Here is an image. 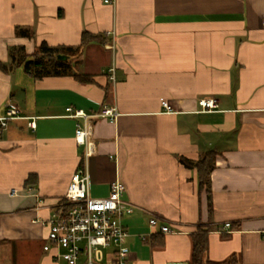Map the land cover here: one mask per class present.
<instances>
[{"label":"crops","instance_id":"1","mask_svg":"<svg viewBox=\"0 0 264 264\" xmlns=\"http://www.w3.org/2000/svg\"><path fill=\"white\" fill-rule=\"evenodd\" d=\"M263 17L264 0H0V61L8 68H0V117L18 110L0 123V264H23L29 254L32 264H67L44 250L49 227L33 219L50 217L84 163L92 197L108 196L120 180L135 206L123 218L127 264H189L199 227L209 229L210 260L264 264ZM84 31L106 41L71 59L73 72L93 82L35 79L11 61V47L32 54L43 41L79 46ZM202 99L217 106L202 110ZM68 107L119 113L93 119L88 157ZM208 151L216 153L210 192L200 190L198 169L179 160ZM31 174L37 181L26 185ZM151 214L173 232L151 227ZM104 251L112 264L115 248Z\"/></svg>","mask_w":264,"mask_h":264},{"label":"built area","instance_id":"2","mask_svg":"<svg viewBox=\"0 0 264 264\" xmlns=\"http://www.w3.org/2000/svg\"><path fill=\"white\" fill-rule=\"evenodd\" d=\"M103 1L110 4L116 2ZM262 25L264 26V17ZM111 71V79L114 80V68ZM161 103L167 110H172L167 99H162ZM200 103L205 111L217 106L214 99H202ZM67 111V116L78 119L76 139L79 144L85 146L86 157L94 152L93 119L108 117L114 120L119 115L117 109L112 107L103 108L98 114H89L83 109L73 107H68ZM17 117L18 110L15 107L8 108L7 114L0 117L1 126ZM30 124L35 127L34 122ZM89 186V174L84 163L72 174L64 197L54 205L50 217L33 219V222L49 227V243L44 245V250L51 252L54 259L64 260L67 264H106L104 249L113 247L115 259L112 264H127L129 247L123 242L128 236V230L123 218L131 214L135 206L123 198L126 185L120 180L112 181L109 195L106 197H92ZM27 191H33V187H28ZM17 193L19 190L16 188L11 190V195ZM149 224L151 227L160 228L164 233L173 232L170 226L155 214L150 215ZM225 225L229 227L231 224L227 222Z\"/></svg>","mask_w":264,"mask_h":264},{"label":"trees","instance_id":"3","mask_svg":"<svg viewBox=\"0 0 264 264\" xmlns=\"http://www.w3.org/2000/svg\"><path fill=\"white\" fill-rule=\"evenodd\" d=\"M16 32L20 35L34 37L35 32L26 27H17ZM94 40H101L98 34H92L84 31L82 41L79 46H51L43 41L32 54H28L23 46L11 47V61L17 64H23L25 70L35 79H41L46 76H60L71 74L81 82H93L91 74L75 73L72 67V57L81 51L83 47ZM105 43L106 41L101 40ZM58 55H68L69 59L58 58ZM0 68L8 70L7 65L0 61ZM179 160L187 167L198 169L200 190L206 189L210 192L211 173L215 167L216 153L206 152L198 160L193 161L185 156H180ZM37 181V176L31 174L26 180V185ZM209 249V229L199 227L198 231L192 235V254L189 264H219L210 260L208 256Z\"/></svg>","mask_w":264,"mask_h":264},{"label":"rangeland","instance_id":"4","mask_svg":"<svg viewBox=\"0 0 264 264\" xmlns=\"http://www.w3.org/2000/svg\"><path fill=\"white\" fill-rule=\"evenodd\" d=\"M20 261L23 264H32V263L35 262L34 257H32V256L30 257V254L28 256L27 255H24V257L22 256L20 258ZM81 263H83V260L82 259H81ZM62 264H66V263L65 262H62Z\"/></svg>","mask_w":264,"mask_h":264},{"label":"water","instance_id":"5","mask_svg":"<svg viewBox=\"0 0 264 264\" xmlns=\"http://www.w3.org/2000/svg\"><path fill=\"white\" fill-rule=\"evenodd\" d=\"M58 58H61V59H67L68 56H66V55H58ZM171 264H175V263H171Z\"/></svg>","mask_w":264,"mask_h":264}]
</instances>
